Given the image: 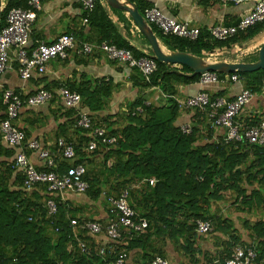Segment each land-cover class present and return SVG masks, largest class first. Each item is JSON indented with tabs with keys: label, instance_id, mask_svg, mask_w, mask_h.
I'll return each mask as SVG.
<instances>
[{
	"label": "trees",
	"instance_id": "1",
	"mask_svg": "<svg viewBox=\"0 0 264 264\" xmlns=\"http://www.w3.org/2000/svg\"><path fill=\"white\" fill-rule=\"evenodd\" d=\"M130 1L137 6L142 16L154 6L142 0ZM27 7L28 0H8L1 13L0 30L7 24L10 10ZM114 12L120 22L130 25L134 23L131 17L127 20L125 11L114 9ZM86 18L85 14L84 20ZM88 23L99 33V40L95 45H115L134 53L138 59L153 57L151 49L149 54H144L131 46L122 36L119 23L110 18L101 1L97 0L95 9L88 16ZM150 26L167 51L185 52L203 60L211 58L218 50H231L240 43L250 42L264 32L263 22L227 41L213 39L206 30L201 32L197 41H190L165 36L155 25ZM68 35L75 38L73 33ZM76 44L75 38L74 50L78 52L80 49ZM257 61L258 56H247L242 63ZM156 62L157 71L149 82H146L137 68L131 81L145 90L157 87L170 95V99H164L165 104L160 102L148 106L145 95L140 96L121 118V125L118 121L111 122L106 118L97 124L91 115V128L86 129L79 124L80 114L84 109L95 114L109 106L114 91L110 81L101 80L95 87L88 83L83 87L68 86L72 92L79 93L84 102L78 109L67 107L66 117L69 120L59 126L56 149L54 152L50 151L54 166L50 168L44 163L45 169L39 170L63 175L70 168L84 166V180L89 184V189L84 194L94 202L103 199L110 208V217L112 206L107 201L108 197L119 198L129 188H134L129 192L128 202L137 213L136 219L147 221L146 232L138 235L132 230H126L130 235L124 234L119 241H110L106 234H84L83 239L88 248L86 252H82L68 237L71 220L76 219L73 218L71 206L62 202L59 194L48 192L47 184L36 185L29 194L25 187L24 171L17 167L15 159L12 163L0 165V264H12L14 260L18 264H110L123 252L128 253L126 264H129L131 253L135 250H142L143 258L150 264L156 256L165 257V248L169 243L176 249H183L190 261L197 264L199 261L196 255L199 250L196 248V223L207 220L213 222L210 217L211 204L240 205L248 208L246 211L264 209V145L226 141L225 133L218 135L210 123L206 134L195 127L191 134L183 133L181 126L177 124L182 109L171 97L178 94L177 87L199 83L201 75L195 74L187 66L177 67ZM232 75L238 76L253 94L262 95L264 70L236 72L230 74ZM225 77L226 74L218 73L220 81ZM55 88L58 89L59 86ZM138 108H142V113L137 111ZM2 110L1 108L0 111ZM196 111L201 119L202 114ZM5 119L6 107L1 121ZM259 124L257 121L241 125L248 129ZM98 127L105 130L104 138H115L116 141L109 144L104 138H98V148L90 150L94 128ZM22 131L27 140L28 134ZM71 132L75 138L70 137ZM60 140L73 146V160L64 157ZM3 142L0 135V156L15 155L16 150H7ZM17 156L18 152L16 158ZM153 179L155 183L151 185L148 181ZM104 192L107 193L106 196ZM50 198L56 200L58 205V212L54 216H49L45 208L46 201ZM242 211L245 210L242 208ZM76 220L97 222L89 218ZM251 228L258 241L254 245L258 254L257 264H260L264 261V222ZM101 236L106 238L101 241ZM70 244L73 246L72 250L69 248ZM238 244L236 238L229 243L228 258ZM100 248H104V255L99 254Z\"/></svg>",
	"mask_w": 264,
	"mask_h": 264
},
{
	"label": "crops",
	"instance_id": "2",
	"mask_svg": "<svg viewBox=\"0 0 264 264\" xmlns=\"http://www.w3.org/2000/svg\"><path fill=\"white\" fill-rule=\"evenodd\" d=\"M7 1L8 0H2L3 9ZM41 1L42 9L31 29V40L28 46L29 51L33 50L40 42L53 44L57 42L60 37L70 33L75 35L77 42L76 47L78 49H81L86 43L95 45L96 42H98L99 33L94 30L89 23L87 24L84 22V7L80 0ZM99 1L102 2L103 6L108 11L110 18L119 23L122 36L131 46L139 52L149 54V49L152 50L151 44L135 23L130 25L120 22L118 15L114 12V8L105 0ZM142 1L153 4V7H156L168 18L183 23L189 22L192 28L200 29L201 32L203 30L208 31L217 26H237L256 6V0H242V2L238 4L224 2L222 0ZM125 16L129 21L130 16L127 12ZM149 25L151 24L149 23ZM263 44L264 32L256 36L250 42L240 43L231 50H218L206 61L224 62L227 64H248L242 63L244 57L251 56V58H256L258 56L259 60V54ZM162 48L166 52H170L164 47ZM238 53L242 55L241 58L239 55H236ZM224 55L227 56L225 58L221 57ZM174 66L178 67L183 65ZM137 70L143 75L139 69ZM134 72L135 68H130L123 62L110 60L107 54L100 49L98 50V48H95L89 55L79 53V51L77 52L75 50L70 51L66 59L59 58L51 61L48 64V70L45 74L34 73L27 81L20 78L18 74V64L14 62L12 64V69L5 73L0 83V109H3L0 111V122L1 117L5 115V106L3 104V92L5 90H14L22 96H28L41 89L55 91V87L60 84H64L67 88H69L68 86L70 85L83 87L87 83L95 87L101 80H104L105 82L110 81L114 87L109 106H106L102 112L95 114H91L90 110L84 109L81 114L87 113L91 115V118L97 124L101 123L102 119L106 118L110 119L111 122L118 121L121 125V118L128 112L130 105L140 98V96L145 95L148 100L147 102L151 104L164 102L168 99L166 96H170L163 93L161 89L157 87L148 90L137 87L136 84L131 81V76ZM230 74L232 73H226V77L223 80L214 84L202 85L196 83L187 86H179L177 87L178 94L173 97L180 101H187L189 98L204 92L212 96V98L213 96H220V98H224L227 101H232L237 98L246 87L241 80L233 82L232 77L234 75L230 76ZM143 77L145 78L144 75ZM83 102L82 99L81 104ZM80 106L76 107V109L80 108ZM67 109L63 101L58 96H55V98L47 104L36 107H24L20 111L19 118L15 122V125L28 134L26 140L27 145L30 142L37 141L42 149L54 152L56 149V135L59 131V126L69 120L66 117ZM196 114V110L182 108L181 118L177 124L181 127H195L199 129L202 134H206L209 122L205 116V118L202 116V113L201 119L198 118L199 116ZM238 118L239 122L243 125L264 121V96L256 95L252 102L244 108ZM215 130L218 135L225 133L223 129L219 130L215 128ZM70 137L75 138L73 132H71ZM3 144L6 146L7 150H16V152L12 157L0 156V165L2 163L14 162L18 152L16 148L7 145L5 141ZM27 155L38 170L45 169L44 162L41 160L37 151L27 149ZM60 157L61 156H57V158ZM28 193L30 194V192ZM62 197L64 201L61 200ZM59 198L62 202L71 206L75 216H73V218H89L107 225L110 208H108L103 199L94 202L86 194H79L73 191H67L63 196H59ZM242 208L245 211H242ZM246 210H248V208H244L240 205L232 206L230 203L211 204L210 217L215 223V230L207 235H200L197 233L196 248L199 250V253L196 255V259L199 261L197 264H208L210 262H214V264L223 262L225 264L229 254L228 245L232 242V239L235 238L239 241L238 245H257L258 241L252 233L251 227L257 223L264 222V209ZM100 238L102 241L106 236H101ZM164 258L167 259L170 264H193L185 255L183 249H176L170 243L165 248ZM129 264H148V261L143 258L142 250H135L131 253ZM260 264H264V261H261Z\"/></svg>",
	"mask_w": 264,
	"mask_h": 264
},
{
	"label": "built area",
	"instance_id": "3",
	"mask_svg": "<svg viewBox=\"0 0 264 264\" xmlns=\"http://www.w3.org/2000/svg\"><path fill=\"white\" fill-rule=\"evenodd\" d=\"M80 1L84 7V13L87 15L84 22L88 23V16L95 9L97 0ZM222 1L235 4L242 2V0ZM41 9V0H28L27 8L10 10L7 16V24L0 30V83L5 73L12 69L14 62L18 64L20 78L27 81L34 73L45 74L51 61L59 58L66 59L69 52L75 49V38L72 35H64L53 44L40 42L33 50H28L31 40V29ZM144 17L148 23L158 27L165 36L197 41L201 35V30L192 28L189 22L183 23L168 18L156 7L146 10ZM263 22L264 0H256L255 8L237 26H217L209 29L208 32L215 40L227 41L238 33L246 32ZM95 48L105 52L112 61L123 62L130 68L139 69L148 82L157 71V62L154 58L144 57L138 59L132 52L119 49L115 45H108L107 43L99 46L86 43L79 50V53L89 55ZM238 80V76L234 75L232 77L233 82ZM219 81L217 73L207 72L201 75L199 83L209 85ZM262 95L264 96V90ZM55 96H58L70 108L80 106L82 101L79 93L72 92L64 84H60L55 91L41 89L28 96H22L14 90H5L3 92V104L6 107V119L0 122V135L8 145L18 150L16 165L24 171L26 177L25 187L28 192H31L38 184H47V191L57 193L59 196H63L67 191L83 194L89 189V184L84 180L86 168L84 166L73 167L63 175L39 171L29 159L26 149L37 151L41 160L50 168L54 166L51 152L47 149H42L37 141L30 142L26 146L25 133L15 125L20 111L24 107H36L47 104ZM166 97L169 98V96ZM255 97V94L245 89L232 101H227L224 98H212V96L204 92L189 98L187 101H180L175 97L171 98L177 101L181 109H193L201 112L213 128L225 130L226 141H246L250 144L264 145V121L257 126L244 129L236 119ZM146 104L148 106L151 105L149 102ZM137 111L142 113V108H138ZM79 124L86 129L92 127L91 119L87 113L81 114ZM181 130L185 134H191L193 127L182 126ZM105 135L106 132L103 128H94L93 140L90 142L89 149H97L98 142L96 139L104 138ZM104 141L112 144L116 139L104 138ZM59 145L64 148V157L69 160L75 158V151L72 145H67L64 140H60ZM148 182L153 185L155 180H149ZM133 189L129 188L119 198L108 197L107 201L112 208L110 211L111 217L109 216L106 226L99 222L71 220L69 239L75 242L82 252H86L88 246L83 239L84 234L92 236L106 234L110 241H119L124 234L128 233L130 235L129 230L136 232L138 235L145 233L148 228L147 221L145 219L137 220V213L130 207L128 202L129 192ZM106 195L107 193L104 192V196ZM61 200L64 201V198L62 197ZM45 208L49 216H54L58 212L57 202L53 198L46 201ZM214 228V222L211 220L197 222V233L200 235L210 234L214 231ZM69 248L70 250L73 249L72 244L69 245ZM99 254H105L104 248H100ZM257 256L254 244L238 245L233 249L225 264H257ZM128 259V253L123 252L115 262L110 264H126ZM12 264H18V261L14 260ZM150 264H170V262L161 256H156Z\"/></svg>",
	"mask_w": 264,
	"mask_h": 264
},
{
	"label": "water",
	"instance_id": "4",
	"mask_svg": "<svg viewBox=\"0 0 264 264\" xmlns=\"http://www.w3.org/2000/svg\"><path fill=\"white\" fill-rule=\"evenodd\" d=\"M112 8L125 11L133 19L138 29L147 37L151 44L153 57L160 63L183 65L202 75L213 73H248L264 70V44L260 50L259 60L251 64H227L224 62H209L185 52H166L160 45L151 26L140 14L138 8L130 0H105ZM3 11V2L0 0V17Z\"/></svg>",
	"mask_w": 264,
	"mask_h": 264
},
{
	"label": "rangeland",
	"instance_id": "5",
	"mask_svg": "<svg viewBox=\"0 0 264 264\" xmlns=\"http://www.w3.org/2000/svg\"><path fill=\"white\" fill-rule=\"evenodd\" d=\"M236 55H239L240 58H241V56H242V55H240V53H238V54H236ZM226 56H227V55H224V56H221V57H224V58H225Z\"/></svg>",
	"mask_w": 264,
	"mask_h": 264
}]
</instances>
